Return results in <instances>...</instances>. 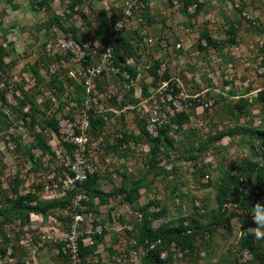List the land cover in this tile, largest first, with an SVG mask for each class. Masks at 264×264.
<instances>
[{"label": "rangeland", "instance_id": "374dc122", "mask_svg": "<svg viewBox=\"0 0 264 264\" xmlns=\"http://www.w3.org/2000/svg\"><path fill=\"white\" fill-rule=\"evenodd\" d=\"M185 1L145 0L151 13L139 1L114 55L136 78L126 87L104 71L86 93L83 69L99 64L123 0H0V264H71L73 242L76 264H146V231L162 226L200 230L190 248L161 247L165 264H264V241L257 257L239 244L264 203L253 171L264 166V0H190L183 12ZM59 38L79 56L59 55ZM85 121L80 154L66 133ZM76 154L87 177L66 186ZM19 199L52 205L20 210Z\"/></svg>", "mask_w": 264, "mask_h": 264}, {"label": "trees", "instance_id": "16d2710c", "mask_svg": "<svg viewBox=\"0 0 264 264\" xmlns=\"http://www.w3.org/2000/svg\"><path fill=\"white\" fill-rule=\"evenodd\" d=\"M141 2L143 1L145 3V0H140ZM190 0L185 1V5L184 8L182 9L183 12L187 11L188 6H190ZM145 5V10L146 12L149 11L148 5L147 3L144 4ZM16 7V6H15ZM200 7H198L195 10V13L199 12ZM149 13V12H148ZM150 18V19H148ZM144 19H148L151 20V17H149L148 15H146L144 17ZM233 37L234 34L232 33ZM119 42V40H118ZM117 42V43H118ZM200 42L201 43H205V47H211V48H216V49H221V46L218 47L217 44H221L223 45L224 42H216V40H214L209 34H207V32H204L200 38ZM230 42L233 43V40H231ZM202 46V44L199 45V49L202 50L205 47ZM118 48H116L115 52H117V49H120V46H116ZM128 53V52H127ZM127 55V54H126ZM123 60V59H121ZM262 66L264 67V59L262 60ZM120 73H123L124 71H127L129 74V78H136L137 74L135 72V70L133 68H131L130 66L124 65L121 69H120ZM132 77V78H131ZM164 79H168L167 76L164 77ZM131 88V87H130ZM264 100V92H260L259 93V101ZM1 116V115H0ZM173 118H175L176 123L178 124V127H180L186 120L185 115L184 114H177L176 116H174ZM4 121H1L0 119V130H1V125L3 124ZM255 136L259 139L260 141V145L261 148L264 152V132L262 131H257L255 133ZM248 171H252V170H247L244 173H247ZM253 171L255 172V180H256V184L255 187L258 190V195H257V199L259 200H263L264 199V166L260 165V166H255L253 168ZM240 177H233V176H227L226 178H224V180H226V182L233 184L235 187L239 188L238 183L240 181ZM77 191H74L73 194H75ZM132 194L129 192L127 199L132 202L131 200L134 198V193L135 189L132 190ZM240 194L243 195V192L240 190ZM72 195V193H71ZM29 199V197H28ZM58 204V202H55V206ZM17 205L19 206L20 210H27V211H37L39 212L43 206H48V205H52V203H43V202H37L36 206H29L28 204L23 202V199H19L17 202ZM245 202L242 200L240 201V206L244 207ZM44 208V207H43ZM235 217V214H232L231 216H229L227 219L228 221L232 218ZM228 226V225H227ZM242 226V228H241ZM247 228H249V221H243L240 224V233L241 230L244 229V231L247 230ZM200 230H196V232L194 233H189V231L187 230L186 227L184 226H180V228H169L168 226H162L160 227L158 230L156 231H152L151 228L147 229L146 231V237L148 238V240L150 241V243H153L154 245L149 246L148 248H146L145 250V256H144V262L146 264H165V260H163L161 258V247L165 246V245H169L171 243H175V244H179L182 246L183 249L185 248H190V246L192 245L193 240L195 239L196 235H198L200 232ZM257 240L251 235L248 234L246 236H241L240 234V247L247 250L250 254H252L253 257H257V253H255L256 251V246H255V242Z\"/></svg>", "mask_w": 264, "mask_h": 264}, {"label": "built area", "instance_id": "2783aa9c", "mask_svg": "<svg viewBox=\"0 0 264 264\" xmlns=\"http://www.w3.org/2000/svg\"><path fill=\"white\" fill-rule=\"evenodd\" d=\"M140 0H123V6H122V14L120 17L116 18L114 20L113 26L111 28V36L109 38L108 46L105 48V50L102 52L100 59H99V64L96 66H86L83 69V74H84V85L86 88V93H89L90 89V83L92 80L96 77H99L104 71H108L110 73H118L120 70L118 69V65H115L114 63V55H115V49L117 46L118 40L121 38V33L123 29H126V26L130 20L133 19V9L135 5L139 2ZM174 5L177 4L176 1L172 2ZM77 9V7L75 8ZM188 10L191 11V8L188 7ZM137 22V20H136ZM138 23V22H137ZM129 28V27H128ZM127 28V29H128ZM143 35V33H142ZM55 47H57L58 54L59 55H68V54H75V56H79V50H78V45L76 42L73 40H65L63 38L57 39L55 43ZM52 49V44H48L46 46V51L50 52ZM72 55V54H71ZM86 59V58H85ZM123 76L125 77L124 83L126 87H129V83L131 79L129 78V74L127 72H123ZM205 107H208V104H205ZM0 111L3 112L6 115H9V109L7 107H2L0 104ZM86 131H87V124L86 121L84 124L80 127L79 133L77 135L73 133H66V140L69 143H72L73 146L75 147V150L78 152L83 153L85 151L86 145L88 143V139L86 137ZM80 154L75 155V162H73L71 166V170L73 173H75V176L73 177H67L64 180V184L66 186H73L76 181L81 182L86 179L87 177V171L84 166L83 161H81V158L79 157ZM82 167V168H81ZM80 170L78 171V169ZM70 255H71V264H76L77 262V247L76 243L73 242L71 243L70 247ZM11 255V249L7 248L6 250V258L9 259Z\"/></svg>", "mask_w": 264, "mask_h": 264}, {"label": "clouds", "instance_id": "9594fccd", "mask_svg": "<svg viewBox=\"0 0 264 264\" xmlns=\"http://www.w3.org/2000/svg\"><path fill=\"white\" fill-rule=\"evenodd\" d=\"M96 46H99L98 42ZM247 214L250 216L255 227L247 228L246 231L244 229L241 230V236L251 234L257 241H264V203L256 202L251 207V212H247Z\"/></svg>", "mask_w": 264, "mask_h": 264}, {"label": "crops", "instance_id": "0c3cea01", "mask_svg": "<svg viewBox=\"0 0 264 264\" xmlns=\"http://www.w3.org/2000/svg\"><path fill=\"white\" fill-rule=\"evenodd\" d=\"M148 7H149V5H148ZM149 13H151V9L149 8V11H148Z\"/></svg>", "mask_w": 264, "mask_h": 264}]
</instances>
